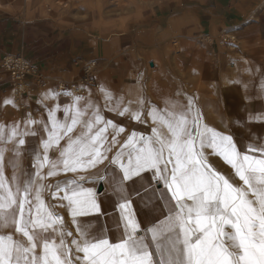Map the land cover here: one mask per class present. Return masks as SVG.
Segmentation results:
<instances>
[{
    "label": "snow or ice",
    "instance_id": "1",
    "mask_svg": "<svg viewBox=\"0 0 264 264\" xmlns=\"http://www.w3.org/2000/svg\"><path fill=\"white\" fill-rule=\"evenodd\" d=\"M99 92L103 109L91 93H68L71 103L63 109L55 103L46 120L37 122L28 114L23 126L0 124V264H264V143L238 148L232 135L201 123L191 98L186 105L166 100L159 108L143 96L126 101L104 86ZM62 94L50 91L41 102L57 101ZM61 110L63 119L57 116ZM105 110L140 124L150 118V134L133 130L121 139L125 127L107 119ZM253 119L264 120V115ZM37 123L47 135L41 138L42 154H35L34 172L16 182L14 164L15 183H10L4 171L6 146L14 143L11 151L19 157L25 137L37 135ZM50 151L57 158H50ZM210 155L231 170L218 171ZM105 160L114 166L118 209L119 234L111 238L78 219L100 212L94 189L82 181ZM61 173L73 176L44 183ZM138 180H147L143 191L150 195L135 194L159 209L147 223L138 220L127 192L126 182ZM46 192L70 210L76 237L64 217L50 209Z\"/></svg>",
    "mask_w": 264,
    "mask_h": 264
},
{
    "label": "rangeland",
    "instance_id": "2",
    "mask_svg": "<svg viewBox=\"0 0 264 264\" xmlns=\"http://www.w3.org/2000/svg\"><path fill=\"white\" fill-rule=\"evenodd\" d=\"M233 1L239 7L250 3L256 6L262 0H231ZM1 2L0 16H11L30 23L46 18L58 23V26L73 31L70 38L79 42L77 46L79 51L76 56H73V60L75 62L83 59L90 62L96 61L94 73L97 83L85 86L84 97L91 93L92 100L102 109L104 98L99 92L101 86L115 97L124 96L126 101L143 96L146 101L159 108L165 106L166 100L179 101L186 105L191 98L194 101V107L201 114V123L226 135H232L238 148L243 150L249 144L264 143V120L253 119L255 116L264 115V42L239 39L237 36L235 38V35L227 29L219 32L214 24L215 20L211 21V28L206 29L205 20L210 17L208 12L213 11L209 8L213 0H55V2L54 0H30L27 6L23 5V0H1ZM152 6L160 8L161 16L157 22L163 27L167 28L174 18L171 31L167 30L163 39L150 35L154 24L147 25L140 19V12ZM236 9L239 11L241 8ZM263 9L264 6L258 11ZM190 12L197 14L199 22L187 23ZM201 24L204 27H201ZM190 27L193 31H189ZM119 32L128 33L132 37L131 47L122 51L126 58L132 55L136 72L135 74L130 72L125 78L113 79L111 69L103 64L100 58L99 43L101 40L112 42ZM206 35L210 36V39H206ZM211 38L214 40L210 44ZM158 43L161 46L156 45ZM161 43L170 44L168 56H166V48H162L161 51L163 46ZM111 47L108 53H105V58L110 60L117 58L120 51L113 45ZM259 47L261 50L258 49ZM153 50L156 52L153 53ZM150 60L157 61L155 67L153 66L155 69L150 67L152 66ZM48 76V80L43 85L31 84L28 92L23 93L19 99L15 97L11 89L14 103L9 105L13 106L17 112L30 114L32 119L39 122L47 119L48 108L53 107L55 103H59L61 109L65 104L71 103L73 97L68 93L77 94L73 91L57 89L58 81L67 82L68 78H63L59 74H48ZM44 88L48 92L55 91L63 94L57 101L41 102L42 99L39 98L37 102L34 95L38 89ZM214 101L220 105L215 104ZM220 106H222V113L219 111ZM147 107L146 103V111ZM104 115L107 119H112L125 127L126 132L121 135V139L133 130L143 132L145 135L150 134V118L146 124H140L129 121L126 117H118L114 112L105 110ZM57 116L63 119V111L58 112ZM228 116L233 118V131L228 125L226 119ZM34 127L37 135L25 137L26 142L24 146H21L19 157L14 156L11 151L14 143L6 146L9 151L5 153L4 171L10 183H15L12 181L14 164L16 182L22 181L26 173L34 172L32 166L35 164V154H42L41 138L46 137L47 134L39 132V123ZM115 151L116 149H113V152L109 153L110 158ZM251 154L260 155L258 152ZM57 155L51 151L49 153L52 159L57 158ZM209 163L218 171L227 173L231 170L230 166L224 164L222 158L215 155L209 156ZM113 169L114 166L109 165L108 160H105L103 164L84 173L85 181L82 183L85 187L94 189L97 202L99 196L96 193L100 177L107 176L108 179L103 182L113 189L112 177L115 175ZM47 170L45 168L43 172L46 173ZM66 176L71 178L73 174L61 173L56 177L48 178L44 183L55 185L57 181H63ZM45 201L52 211L64 217L67 229L73 233V237H76V227L71 223L70 210L61 207V202L53 199L50 192L45 193ZM63 203L66 204V201ZM67 239L70 243L72 237Z\"/></svg>",
    "mask_w": 264,
    "mask_h": 264
},
{
    "label": "crops",
    "instance_id": "3",
    "mask_svg": "<svg viewBox=\"0 0 264 264\" xmlns=\"http://www.w3.org/2000/svg\"><path fill=\"white\" fill-rule=\"evenodd\" d=\"M29 1L30 0H23V5L27 6ZM1 6L2 2L0 0V8H2ZM237 6L238 5H235L234 1L231 2V0H213V4L209 5V8L213 11L208 12V16L210 17H207L205 20L207 22L205 23V28L210 29L211 21L215 20L214 24L219 32L227 29V31L229 30L235 35V38L237 36L239 39L264 42V9L258 11L259 8L264 6V1L262 0L259 5L257 4L256 6L251 3L245 6L240 5L239 7L241 9L239 11L236 9L239 8ZM189 14L190 19L187 23L194 21L199 22L197 14L192 12ZM160 16L161 12L159 7H146L140 12V19L143 23L147 25L149 23L151 25L154 24L151 30L152 32L149 34L154 38L163 39L167 30L170 29L169 31H171V24L173 25L174 18L171 21L172 23L165 28L157 22ZM182 17L184 18V16ZM201 27L204 26L201 24ZM189 31H193V28L190 27ZM72 32V30H67L63 26H58V23L51 22L50 19L46 18L30 23L23 19H15L11 16H0V62L6 55L23 52L28 59L47 74H59L63 78H68V81L74 79L81 74L82 66L81 63H79L80 60L76 62L73 60V56L78 54L79 47L77 46L79 42L70 38ZM153 37H151V39H153ZM131 44L132 37L125 32H119L118 35H115V39L112 40V42L110 40L100 41V58H102V63L111 69L113 79L116 77L125 78L130 72L135 74L136 65L132 55L130 54V56L126 58V55H123L122 51L123 49L131 47ZM112 45L119 48V55L112 60L106 59L105 53H108ZM156 45L161 46L159 43ZM162 45L161 51L162 48H166V56H168V45L170 44L165 43ZM258 49L261 50L260 47ZM155 52L156 50H153V53ZM81 61H84V59ZM150 61L154 63L155 67L157 61ZM150 67L155 69L153 66ZM11 89L9 78L0 66V124L10 126L13 123H17L23 126V122L27 118V113L17 112L14 110L13 106L4 103L6 100H12ZM45 93H48L47 89H38L37 93L34 95V97L36 96L34 99L38 102L43 98ZM214 103L220 105L216 101H214ZM219 108V111L222 113V106ZM226 119L228 120L230 129L233 131V118L228 116ZM143 175L147 177L150 173H144ZM101 183L104 185V190L101 193L98 191L96 193V195L99 196L98 203L100 205V212L78 219L90 230L107 233L111 238L113 232L117 235L119 234V230L116 228L115 223L118 213V209L114 207L116 197L110 186L103 182V180L99 181V184ZM146 185L147 180L126 182L127 192L131 196L137 218L145 223L153 220L156 215H159V209L156 203L149 204L146 200H142L135 194L137 191H140L141 196L148 197L150 194L143 191V186ZM153 208H156L157 211L149 214Z\"/></svg>",
    "mask_w": 264,
    "mask_h": 264
},
{
    "label": "built area",
    "instance_id": "4",
    "mask_svg": "<svg viewBox=\"0 0 264 264\" xmlns=\"http://www.w3.org/2000/svg\"><path fill=\"white\" fill-rule=\"evenodd\" d=\"M206 39L210 36L206 35ZM214 39H212L213 41ZM82 72L79 77L72 79L71 81H65L61 84L58 81V91L69 90L73 91L79 96H84L86 90L85 86L95 85L97 83V77L95 75L96 61H81ZM0 66L4 72H6L10 84L12 87H20L21 83L28 86L31 84L42 85L44 84L49 76L48 74L39 68L35 63L24 55L23 52L18 54L6 55L0 62ZM25 93L22 92L21 95ZM20 95V96H21Z\"/></svg>",
    "mask_w": 264,
    "mask_h": 264
},
{
    "label": "bare ground",
    "instance_id": "5",
    "mask_svg": "<svg viewBox=\"0 0 264 264\" xmlns=\"http://www.w3.org/2000/svg\"><path fill=\"white\" fill-rule=\"evenodd\" d=\"M54 2H55V0H54ZM100 15V14H99ZM100 17V16H99ZM101 19V18H100ZM209 39H210V37H209ZM226 39V38H225ZM213 41H212V38H211V40H209V43L211 44ZM64 80H62L61 81V84H64ZM42 85H43V83H42ZM12 87V86H11ZM30 89V86H28V85H26V84H24V83H21V85H20V87H12V91H13V94L16 96V98H20L21 96V93L22 92H28V90Z\"/></svg>",
    "mask_w": 264,
    "mask_h": 264
},
{
    "label": "water",
    "instance_id": "6",
    "mask_svg": "<svg viewBox=\"0 0 264 264\" xmlns=\"http://www.w3.org/2000/svg\"><path fill=\"white\" fill-rule=\"evenodd\" d=\"M151 65L154 66V63L151 62ZM103 190H104V185L101 183V184H99V186H98V188H97V191H98L99 193H101Z\"/></svg>",
    "mask_w": 264,
    "mask_h": 264
}]
</instances>
